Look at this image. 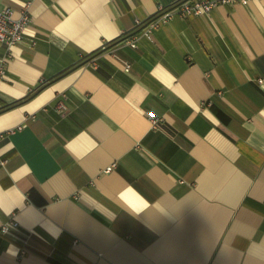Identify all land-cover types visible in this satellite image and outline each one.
<instances>
[{
	"label": "crops",
	"instance_id": "0c3cea01",
	"mask_svg": "<svg viewBox=\"0 0 264 264\" xmlns=\"http://www.w3.org/2000/svg\"><path fill=\"white\" fill-rule=\"evenodd\" d=\"M179 1L0 0V264H264V0Z\"/></svg>",
	"mask_w": 264,
	"mask_h": 264
},
{
	"label": "built area",
	"instance_id": "2783aa9c",
	"mask_svg": "<svg viewBox=\"0 0 264 264\" xmlns=\"http://www.w3.org/2000/svg\"><path fill=\"white\" fill-rule=\"evenodd\" d=\"M249 1L250 0H181L169 7H159L153 17L144 24H141V30L145 36L150 37V32L171 19H174V17L188 18L191 16H204L218 5L230 3H241L246 5ZM28 8V5H26L25 8L17 14L9 7L0 9V43L6 47V53L0 56V80L5 75V64L7 57H9V48L12 45L22 43L25 39V30L31 22V15ZM128 43L131 47H136L135 41L129 40ZM31 45L34 46L35 43L32 42ZM129 67L130 65L126 64V70H128ZM65 109L66 107L63 103L57 105V111L59 113H63ZM159 121V119L151 117L153 127H155ZM3 137L4 134H0V139ZM3 163L4 161L0 160V165ZM108 170L109 169L106 171ZM18 231L19 225L14 220H9L0 225V234L2 235L16 236V232Z\"/></svg>",
	"mask_w": 264,
	"mask_h": 264
}]
</instances>
